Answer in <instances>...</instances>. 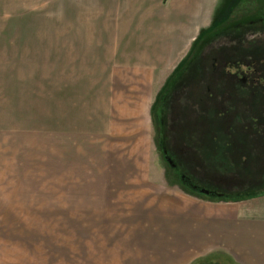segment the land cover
Masks as SVG:
<instances>
[{"label": "rangeland", "instance_id": "374dc122", "mask_svg": "<svg viewBox=\"0 0 264 264\" xmlns=\"http://www.w3.org/2000/svg\"><path fill=\"white\" fill-rule=\"evenodd\" d=\"M161 1L0 0V264H208L264 194V0Z\"/></svg>", "mask_w": 264, "mask_h": 264}, {"label": "crops", "instance_id": "0c3cea01", "mask_svg": "<svg viewBox=\"0 0 264 264\" xmlns=\"http://www.w3.org/2000/svg\"><path fill=\"white\" fill-rule=\"evenodd\" d=\"M160 2L132 0L135 9L147 3L149 16L157 14ZM262 196L222 201L215 212L206 210L205 259L211 257L208 264H264V206L247 204Z\"/></svg>", "mask_w": 264, "mask_h": 264}, {"label": "trees", "instance_id": "16d2710c", "mask_svg": "<svg viewBox=\"0 0 264 264\" xmlns=\"http://www.w3.org/2000/svg\"><path fill=\"white\" fill-rule=\"evenodd\" d=\"M214 136H216V134ZM161 143L163 144V142H161ZM162 148H164V147H162ZM166 156L168 157L167 154H166ZM186 175H189V173H187ZM185 177H187V176H185ZM179 179H180L181 182H183L184 184L188 185L183 177H179ZM217 182H218V180H217ZM204 185L206 186V189H209V187H211V185L208 184L206 181H205ZM215 186L221 187L222 184L221 183H219V184L215 183ZM192 188H194V187H192ZM194 189H196V188H194ZM254 191L255 190H253V191L249 190V191L242 192V193H240L238 191H237V193H230V192H223V189H217V190H214V193L212 192V196L220 198V199L232 200V199H238V198H243V197H246V196L255 195V194H258V193L261 192V191H259V192H254Z\"/></svg>", "mask_w": 264, "mask_h": 264}, {"label": "water", "instance_id": "95a60500", "mask_svg": "<svg viewBox=\"0 0 264 264\" xmlns=\"http://www.w3.org/2000/svg\"><path fill=\"white\" fill-rule=\"evenodd\" d=\"M162 149L164 150L163 152H164V154L166 155L165 149H164V148H162ZM166 158H167V157H166ZM168 160H169V159H168ZM220 181H221V179H220ZM216 182H217V180H216ZM216 182H215V183H216ZM217 183H218V182H217ZM218 184H219V183H218ZM221 184H222V183H221ZM216 187H217V186H216ZM209 188H210V187H209ZM217 188H218V187H217ZM203 191H204L203 193H207V194H208V190H207V189H206V190L203 189ZM213 191H214V190H213Z\"/></svg>", "mask_w": 264, "mask_h": 264}]
</instances>
